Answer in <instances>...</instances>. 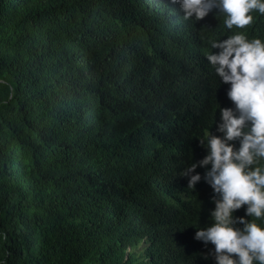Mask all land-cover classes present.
<instances>
[{"label": "trees", "instance_id": "16d2710c", "mask_svg": "<svg viewBox=\"0 0 264 264\" xmlns=\"http://www.w3.org/2000/svg\"><path fill=\"white\" fill-rule=\"evenodd\" d=\"M182 15L170 0H0V264H214L193 239L212 190L180 173L218 134L219 37ZM251 15L239 32L259 38Z\"/></svg>", "mask_w": 264, "mask_h": 264}, {"label": "clouds", "instance_id": "9594fccd", "mask_svg": "<svg viewBox=\"0 0 264 264\" xmlns=\"http://www.w3.org/2000/svg\"><path fill=\"white\" fill-rule=\"evenodd\" d=\"M170 3L179 6L183 21L204 20L219 37L211 41L218 51L205 53L223 86L218 134L199 139L207 154L180 173L187 188L203 180L213 194L210 224L196 229L193 239L213 246L201 255L214 264H264V32L259 38L239 32L253 22V10L264 14V0ZM242 207L245 216H236Z\"/></svg>", "mask_w": 264, "mask_h": 264}, {"label": "bare ground", "instance_id": "6f19581e", "mask_svg": "<svg viewBox=\"0 0 264 264\" xmlns=\"http://www.w3.org/2000/svg\"><path fill=\"white\" fill-rule=\"evenodd\" d=\"M261 19V18H260ZM262 20V19H261ZM256 21V20H255ZM256 33V32H255Z\"/></svg>", "mask_w": 264, "mask_h": 264}]
</instances>
